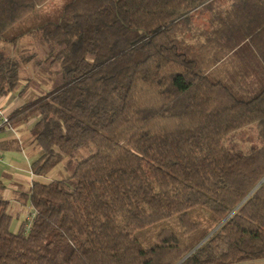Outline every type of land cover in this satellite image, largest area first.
Returning <instances> with one entry per match:
<instances>
[{
	"label": "trees",
	"instance_id": "16d2710c",
	"mask_svg": "<svg viewBox=\"0 0 264 264\" xmlns=\"http://www.w3.org/2000/svg\"><path fill=\"white\" fill-rule=\"evenodd\" d=\"M45 1L0 0V94L23 97L32 66L50 83L9 114L33 118L40 152L20 192L30 223L12 229L0 196V264H176L203 239L178 264L264 258V0H66L7 36ZM27 32L40 47H17ZM80 148L67 176L37 178ZM195 208L219 224L209 235L140 243L173 217L197 229Z\"/></svg>",
	"mask_w": 264,
	"mask_h": 264
},
{
	"label": "rangeland",
	"instance_id": "374dc122",
	"mask_svg": "<svg viewBox=\"0 0 264 264\" xmlns=\"http://www.w3.org/2000/svg\"><path fill=\"white\" fill-rule=\"evenodd\" d=\"M66 0H47L44 3H42L32 14L26 16L25 18H23L20 22L16 23L14 25L13 28H11L12 30H10L9 32H7V36L9 37L11 34L13 33H18L21 31H27L28 28L37 25L38 23H41L40 21H42L43 19H47V18H54L57 16V14L60 12L61 7L63 6L64 2ZM196 23L199 25H204L207 26V22L205 21V16L201 17V18H196ZM37 44L39 45V43L36 42V39L34 38L33 35H31L30 32H27L26 34H22V36L18 39V44L17 47H22V46H36ZM4 47L7 48L8 50L11 49V46H9V44L6 43H2L0 42V47ZM40 47V45H39ZM38 47V48H39ZM15 50V47H13ZM237 63V61L233 58L229 61H227V63H221L219 65H216V67L219 69V71L225 75L228 73H232L234 71L235 68V64ZM33 67V66H32ZM31 68V70H33V68ZM216 68V69H217ZM30 69H28V75H33V77H35L38 82L34 83V80L31 81V84L33 86H31L28 88V92H24V96H23V100L25 101L26 99H29L33 94V93H38V91H40L38 89V86L41 89H48L50 86V83H48V81L43 82L40 77H43L41 75H36V74H31ZM227 72V73H226ZM44 80V79H43ZM21 83H24V81H22ZM251 132V129H248V133ZM92 151V148H80L79 150L73 152L72 154L66 155L64 160L59 163L55 168H53L47 175L46 178H43L42 180L44 181H49L51 179H57V178H61V177H65L67 176V174H69V172H71V170L73 169L75 163L83 158L86 157L90 152ZM67 162V166L65 167V162ZM22 187V191H26L30 185V182L27 178H24V180L21 183ZM21 201V199H20ZM8 212L9 214L12 216V222H11V228L15 229L17 228V226L19 225L20 222L24 221L26 219L27 216V221L28 224L31 221L32 218V210L29 207L28 202L26 201L25 203H19V204H12L11 206H9L8 208ZM19 212V215H18ZM22 212V213H21ZM191 216L195 219V220H199L200 221V226L193 230L192 232H190L189 234H183L181 233V228L179 227L175 217L173 218H169L167 220H164L160 223H157L153 226L141 229L137 232V236L139 238V241L142 245H148L151 244L153 242H155V236L157 234V232L162 228V227H167L171 230H173L174 232H176L180 238V241L182 244L190 246L192 244H194V242L200 238V236L205 232L208 231L209 235L213 229L217 226H215V218H213V216L201 209V208H195V209H191L190 210ZM199 243V242H198ZM197 243V244H198ZM196 244V245H197Z\"/></svg>",
	"mask_w": 264,
	"mask_h": 264
},
{
	"label": "crops",
	"instance_id": "0c3cea01",
	"mask_svg": "<svg viewBox=\"0 0 264 264\" xmlns=\"http://www.w3.org/2000/svg\"><path fill=\"white\" fill-rule=\"evenodd\" d=\"M225 3V0H220ZM231 0H228V5ZM24 102L23 97L16 92L2 95L0 94V107L9 116V114ZM11 120V119H10ZM12 128L0 127V151L2 160H0V196L8 199L10 206L19 204L22 192V181L27 178H35L31 171V161L40 150L29 144L30 127L33 118L26 120H11ZM43 179L46 177H37ZM22 213V212H21ZM19 215V212H18ZM230 264H264V258L245 260Z\"/></svg>",
	"mask_w": 264,
	"mask_h": 264
},
{
	"label": "built area",
	"instance_id": "2783aa9c",
	"mask_svg": "<svg viewBox=\"0 0 264 264\" xmlns=\"http://www.w3.org/2000/svg\"><path fill=\"white\" fill-rule=\"evenodd\" d=\"M10 117L0 107V127L12 128ZM0 160H2V153L0 151ZM27 219V216H26Z\"/></svg>",
	"mask_w": 264,
	"mask_h": 264
},
{
	"label": "water",
	"instance_id": "95a60500",
	"mask_svg": "<svg viewBox=\"0 0 264 264\" xmlns=\"http://www.w3.org/2000/svg\"><path fill=\"white\" fill-rule=\"evenodd\" d=\"M218 225H219V224H218ZM218 225H217V226H218ZM217 226H216V227H217ZM216 227H215V228H216ZM215 228H214V229H215ZM214 229H213V230H214ZM203 240H204V239H203ZM203 240H202V241H203ZM202 241H200V242H199L194 248H196V247H197ZM194 248H193V249H194ZM193 249H191V250H190V251H189L184 257H182V258H181L176 264H178L181 260H183V259H184V258H185V257H186V256H187V255L193 250Z\"/></svg>",
	"mask_w": 264,
	"mask_h": 264
}]
</instances>
